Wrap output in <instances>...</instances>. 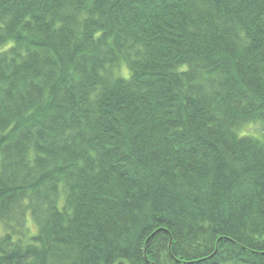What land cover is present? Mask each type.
<instances>
[{
    "label": "trees",
    "instance_id": "1",
    "mask_svg": "<svg viewBox=\"0 0 264 264\" xmlns=\"http://www.w3.org/2000/svg\"><path fill=\"white\" fill-rule=\"evenodd\" d=\"M0 264H264V0H0Z\"/></svg>",
    "mask_w": 264,
    "mask_h": 264
},
{
    "label": "rangeland",
    "instance_id": "2",
    "mask_svg": "<svg viewBox=\"0 0 264 264\" xmlns=\"http://www.w3.org/2000/svg\"><path fill=\"white\" fill-rule=\"evenodd\" d=\"M127 69V68H126ZM125 68L123 69V72L126 73L127 70ZM262 131V127L259 123H255V124H249L245 127V129L243 130V133L246 134H252V135H256V136H261V132ZM27 225L30 228V232L31 233H35L37 231V227L33 221V218L31 216V214H29L28 219H27Z\"/></svg>",
    "mask_w": 264,
    "mask_h": 264
}]
</instances>
